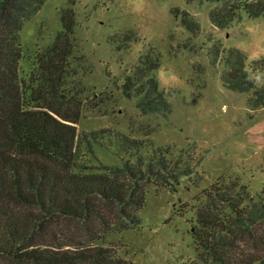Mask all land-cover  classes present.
<instances>
[{
  "label": "trees",
  "instance_id": "trees-1",
  "mask_svg": "<svg viewBox=\"0 0 264 264\" xmlns=\"http://www.w3.org/2000/svg\"><path fill=\"white\" fill-rule=\"evenodd\" d=\"M222 1L212 12L221 28L243 15H264V0ZM44 3L0 0V264H135L108 244L109 237L142 225L152 184L174 188L193 173L180 170L170 148L149 150L144 141L106 129L79 132L86 92L74 87L79 75L71 64L73 11L65 12L63 31L23 75L20 34ZM182 14L192 31L188 14ZM131 38L135 34L123 35L125 42ZM222 62L225 87L248 95L251 110L263 108L257 77L264 59L249 65L231 49ZM159 68L160 57L149 48L121 84L123 95L138 99L143 115L172 112L159 88ZM106 138L128 154L123 166L94 168L87 162L93 145ZM197 200L196 259L188 264H264V190L254 198L248 186L222 178Z\"/></svg>",
  "mask_w": 264,
  "mask_h": 264
},
{
  "label": "rangeland",
  "instance_id": "rangeland-1",
  "mask_svg": "<svg viewBox=\"0 0 264 264\" xmlns=\"http://www.w3.org/2000/svg\"><path fill=\"white\" fill-rule=\"evenodd\" d=\"M222 3L45 0L21 31L26 77L35 68L37 55L63 31L65 12L73 11L71 64L79 75L73 78L74 87L86 92L79 132L106 129L144 141L149 150L170 148L171 158L182 164L180 170L193 173L174 188L152 184L140 212L142 225L109 237L108 244L135 264L194 261L197 199L222 178L248 186L254 198L264 190V107L251 110L248 95L228 90L222 78V61L231 49L241 51L249 65L264 59V15L256 19L243 15L221 28L212 21V12ZM176 10L181 13L176 15ZM182 13L192 21V31L184 25ZM131 33L135 38L123 41V35ZM149 48L160 57L156 75L172 105L168 116L141 114L138 99H128L120 89ZM257 85L264 88V71L258 74ZM91 151L86 159L94 168L121 167L129 158L111 138L100 139Z\"/></svg>",
  "mask_w": 264,
  "mask_h": 264
}]
</instances>
